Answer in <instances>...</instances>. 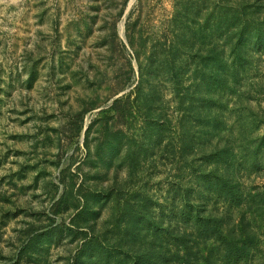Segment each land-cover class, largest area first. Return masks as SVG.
I'll return each mask as SVG.
<instances>
[{"label": "rangeland", "instance_id": "374dc122", "mask_svg": "<svg viewBox=\"0 0 264 264\" xmlns=\"http://www.w3.org/2000/svg\"><path fill=\"white\" fill-rule=\"evenodd\" d=\"M192 206L264 264V0H0V264H166Z\"/></svg>", "mask_w": 264, "mask_h": 264}, {"label": "trees", "instance_id": "16d2710c", "mask_svg": "<svg viewBox=\"0 0 264 264\" xmlns=\"http://www.w3.org/2000/svg\"><path fill=\"white\" fill-rule=\"evenodd\" d=\"M117 101H114L112 105L110 106L111 110H115V104ZM188 213L186 216H184V219L186 217L187 221L185 223H188L192 221V224L194 225V228H196L198 231L196 234H193L194 240L192 241V244H189L190 236L186 235L185 230L182 232H176L174 233L173 230L170 228H166V234L170 242H174L175 244L173 245V252L171 253L170 249L167 248L166 253H164V261L166 264H210V261L212 260V244L209 245L208 238H210L209 234L204 236L210 226V223L214 225L213 229L214 233L216 230L219 231L220 226L215 225V223L211 222L208 217L202 218L197 211L196 208L188 207V211H184ZM191 212V213H190ZM228 229L227 237H226V244L230 245L236 242V240H231L233 239V236L237 234L239 236L240 240V246L237 247V249H241L246 253V250L248 249V235H245L243 233L242 225L237 224L236 226H226ZM156 229L153 230V234L155 235ZM209 232V231H208ZM218 234V239L221 236L220 231ZM192 235V234H191ZM232 236V237H231ZM231 237V238H230ZM215 242V241H214ZM213 242V243H214ZM248 242V243H247ZM210 246V247H209ZM194 253L190 252L193 251ZM198 255H200L198 257ZM225 259L229 260V255L227 252H225L224 255Z\"/></svg>", "mask_w": 264, "mask_h": 264}]
</instances>
